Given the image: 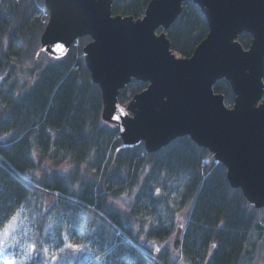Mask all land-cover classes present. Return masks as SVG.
Returning a JSON list of instances; mask_svg holds the SVG:
<instances>
[{
	"label": "trees",
	"instance_id": "obj_1",
	"mask_svg": "<svg viewBox=\"0 0 264 264\" xmlns=\"http://www.w3.org/2000/svg\"><path fill=\"white\" fill-rule=\"evenodd\" d=\"M149 1L114 0L111 10L139 17ZM46 21L43 0H0V264L12 253L19 259L21 248L34 256L32 245L41 252L36 264H53L51 255L55 264H264V207L231 187L226 168L189 136L153 153L142 143L121 148L83 60L90 38L62 58H35ZM207 32L186 1L166 36L186 57ZM238 41L247 48L251 36ZM146 85L132 80L119 102ZM213 89L230 107L229 83ZM180 213L184 225L171 239Z\"/></svg>",
	"mask_w": 264,
	"mask_h": 264
},
{
	"label": "water",
	"instance_id": "obj_2",
	"mask_svg": "<svg viewBox=\"0 0 264 264\" xmlns=\"http://www.w3.org/2000/svg\"><path fill=\"white\" fill-rule=\"evenodd\" d=\"M114 0H43L47 21L39 53L64 57L79 38L91 81L100 90L101 118L114 124L121 148L153 153L189 136L226 168L231 187L264 207V0H150L139 17L113 14ZM191 1L208 32L190 56H177L166 31ZM242 33L251 36L244 48ZM132 80L146 87L121 104ZM229 83L225 104L213 89Z\"/></svg>",
	"mask_w": 264,
	"mask_h": 264
},
{
	"label": "snow or ice",
	"instance_id": "obj_3",
	"mask_svg": "<svg viewBox=\"0 0 264 264\" xmlns=\"http://www.w3.org/2000/svg\"><path fill=\"white\" fill-rule=\"evenodd\" d=\"M13 219H15V217H13ZM4 227H7V225H5ZM12 231H15V230L14 229L10 230L9 239L13 238L11 234ZM3 236H4V230L3 228H0V252L7 251V249L4 248L5 241H4ZM20 243H21L20 240L16 239L12 247H17L20 245ZM67 247L69 249L79 250L81 246L69 243ZM31 251L34 254V256H29L27 254V250L25 248H21L19 259L17 258L16 253H12V255L9 257V262H7V264H36L37 259L41 257L40 249L36 245H32ZM49 252H50L49 248L45 247L43 249V255H48ZM50 259L53 261V264H55V262L59 259V257L55 255H51Z\"/></svg>",
	"mask_w": 264,
	"mask_h": 264
},
{
	"label": "rangeland",
	"instance_id": "obj_4",
	"mask_svg": "<svg viewBox=\"0 0 264 264\" xmlns=\"http://www.w3.org/2000/svg\"><path fill=\"white\" fill-rule=\"evenodd\" d=\"M185 211V210H184ZM179 219H178V228H177V231L176 233L171 237V239H173L175 236L179 235L180 231H181V228L183 227L184 225V213H180L179 214ZM12 226V224L9 225V227ZM7 233V229L4 231V235ZM176 253V252H175Z\"/></svg>",
	"mask_w": 264,
	"mask_h": 264
},
{
	"label": "bare ground",
	"instance_id": "obj_5",
	"mask_svg": "<svg viewBox=\"0 0 264 264\" xmlns=\"http://www.w3.org/2000/svg\"><path fill=\"white\" fill-rule=\"evenodd\" d=\"M156 152V151H155Z\"/></svg>",
	"mask_w": 264,
	"mask_h": 264
}]
</instances>
